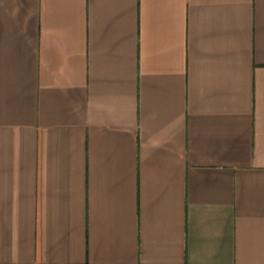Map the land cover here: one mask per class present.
Listing matches in <instances>:
<instances>
[{
    "label": "crops",
    "instance_id": "obj_1",
    "mask_svg": "<svg viewBox=\"0 0 264 264\" xmlns=\"http://www.w3.org/2000/svg\"><path fill=\"white\" fill-rule=\"evenodd\" d=\"M0 264H264V0H0Z\"/></svg>",
    "mask_w": 264,
    "mask_h": 264
}]
</instances>
